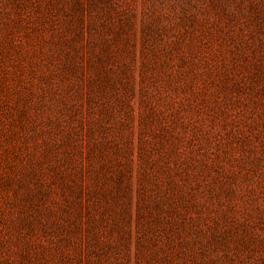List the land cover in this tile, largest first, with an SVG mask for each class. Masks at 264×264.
Listing matches in <instances>:
<instances>
[{
    "label": "rangeland",
    "instance_id": "1",
    "mask_svg": "<svg viewBox=\"0 0 264 264\" xmlns=\"http://www.w3.org/2000/svg\"><path fill=\"white\" fill-rule=\"evenodd\" d=\"M0 264H264V0H0Z\"/></svg>",
    "mask_w": 264,
    "mask_h": 264
}]
</instances>
